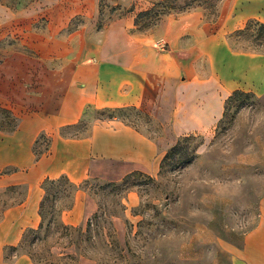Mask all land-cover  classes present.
Returning <instances> with one entry per match:
<instances>
[{
    "label": "rangeland",
    "instance_id": "1",
    "mask_svg": "<svg viewBox=\"0 0 264 264\" xmlns=\"http://www.w3.org/2000/svg\"><path fill=\"white\" fill-rule=\"evenodd\" d=\"M220 2L0 0V162H13L0 175L25 162L45 168L44 157L49 169L68 165L74 157L64 143L96 125L120 122L158 134L160 128L138 109L88 105L78 122L60 127L54 137L42 130L29 140L28 158L21 149L22 118L45 124L56 110L57 92L61 98L68 93L74 66L86 75L87 64L116 55L122 29L154 39L170 16L193 12L203 22L218 20ZM230 42L264 55V24L248 22ZM232 95L216 126L180 137L155 173L124 174L122 164L100 160L85 179H43L40 226L26 230L17 246H0V264L20 257L33 264H232L258 224L264 195V88ZM61 105L66 110L69 102ZM54 147L59 153L48 157ZM24 196L25 187L0 189V216ZM76 201L81 211L65 223L62 216Z\"/></svg>",
    "mask_w": 264,
    "mask_h": 264
},
{
    "label": "crops",
    "instance_id": "2",
    "mask_svg": "<svg viewBox=\"0 0 264 264\" xmlns=\"http://www.w3.org/2000/svg\"><path fill=\"white\" fill-rule=\"evenodd\" d=\"M250 21L264 24V0H221L218 20L214 22L200 21L193 12L170 16L159 25L160 34L154 39L152 35L122 29L116 55L87 64L86 75L75 65L70 71L68 93L61 98V92H57L56 110L46 116L45 124L40 120L30 124L28 117L22 118L25 144L21 149L25 158L29 156V140L34 141L42 130L54 137L60 127L78 122L88 105L99 109H138L151 118L160 132L150 136L120 122L109 127L96 125L80 139L64 143L70 157H74L68 165L49 169L48 158L44 157L45 168L41 162L37 166L25 162L16 171L0 175V189L25 187L24 199L0 216V246H17L26 230L40 226L43 179L63 174L75 180L85 179L93 173L95 161L100 160L122 164L124 174L155 173L160 159L180 137L203 135L216 126L225 100L234 92L262 93L264 55L237 50L230 42V36ZM119 24L125 27L122 21ZM158 39L166 44L164 52L148 44L152 41L154 45ZM62 100L69 102L68 109L62 108ZM4 148L9 155L11 145ZM58 153L54 147L48 157ZM9 166H13L12 161L0 162V173ZM80 211L81 205L76 201L62 220L72 223V217ZM15 264L33 263L20 257ZM232 264H264V195L258 224L244 236Z\"/></svg>",
    "mask_w": 264,
    "mask_h": 264
},
{
    "label": "built area",
    "instance_id": "3",
    "mask_svg": "<svg viewBox=\"0 0 264 264\" xmlns=\"http://www.w3.org/2000/svg\"><path fill=\"white\" fill-rule=\"evenodd\" d=\"M156 46L159 47L161 50H164L165 43H163V41L159 40V41H157Z\"/></svg>",
    "mask_w": 264,
    "mask_h": 264
},
{
    "label": "trees",
    "instance_id": "4",
    "mask_svg": "<svg viewBox=\"0 0 264 264\" xmlns=\"http://www.w3.org/2000/svg\"><path fill=\"white\" fill-rule=\"evenodd\" d=\"M237 92H238V91H237ZM237 92H234L233 95L237 94ZM233 95H232V96H233ZM230 98H231V97H229L228 99H230ZM176 147H177V145L174 146V147H172V148H171V151H172V152L175 151ZM167 154H168V153H167ZM167 154H165L164 158L168 156Z\"/></svg>",
    "mask_w": 264,
    "mask_h": 264
}]
</instances>
